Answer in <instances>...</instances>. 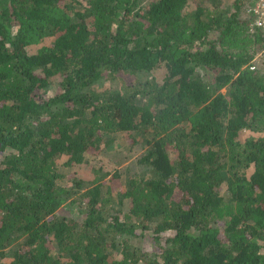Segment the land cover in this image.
Wrapping results in <instances>:
<instances>
[{"label": "trees", "instance_id": "1", "mask_svg": "<svg viewBox=\"0 0 264 264\" xmlns=\"http://www.w3.org/2000/svg\"><path fill=\"white\" fill-rule=\"evenodd\" d=\"M188 1L0 0V264H264V30Z\"/></svg>", "mask_w": 264, "mask_h": 264}, {"label": "rangeland", "instance_id": "2", "mask_svg": "<svg viewBox=\"0 0 264 264\" xmlns=\"http://www.w3.org/2000/svg\"><path fill=\"white\" fill-rule=\"evenodd\" d=\"M69 1L73 3L78 2L76 4L80 6L83 5L84 8L88 0H69ZM214 1H222V5L225 4L231 5V3L234 0H205L204 5L207 6L209 9H211L213 7ZM194 8H195V2H193V0H189L185 10H190ZM263 53H264V49H262V54ZM257 69L264 70V63L263 62L259 63ZM156 75L158 79L162 78V74L159 73ZM206 76L209 80L211 79V73L206 72ZM117 81L118 80L112 81L110 83L113 85V87H118L119 82ZM50 95H51L50 91L43 93L44 97H48ZM143 151L144 148L138 145H136V148H134L131 152L128 153L127 152L125 153L123 148H117V152L114 151L104 152V150H102L97 156L87 155V158L84 162L78 165L76 164L74 167L68 168L60 164L59 170L61 173L66 174L68 178L75 176L77 179H82L86 181V180H92L97 175L104 178L103 180L108 183L111 174L114 171H117L119 173L118 180L111 181L110 185L114 190L123 191L126 188L128 176H131V174L133 173H135L136 176L137 173L140 174V172H144V168H141L136 163V159L140 157ZM126 154L128 155V157L124 158ZM120 160L122 161V163H120ZM59 162H61V160H59ZM94 170L96 171V173L94 172ZM121 208L123 214L128 212V208H129L128 199L123 200ZM133 244L137 245L138 247H141L142 249H144V251H148L149 253H151L152 251V244L148 240L136 239L133 241ZM3 260L7 261L8 258Z\"/></svg>", "mask_w": 264, "mask_h": 264}, {"label": "built area", "instance_id": "3", "mask_svg": "<svg viewBox=\"0 0 264 264\" xmlns=\"http://www.w3.org/2000/svg\"><path fill=\"white\" fill-rule=\"evenodd\" d=\"M246 13L254 27L264 30V0H252V3L246 7ZM249 68L253 69L254 65H250Z\"/></svg>", "mask_w": 264, "mask_h": 264}]
</instances>
